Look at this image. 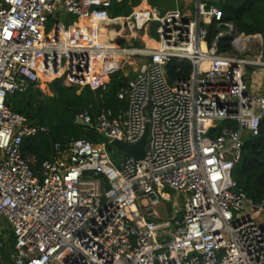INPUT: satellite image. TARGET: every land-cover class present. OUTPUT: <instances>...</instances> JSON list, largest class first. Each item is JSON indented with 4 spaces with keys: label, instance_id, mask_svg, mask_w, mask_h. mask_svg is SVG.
Returning <instances> with one entry per match:
<instances>
[{
    "label": "built area",
    "instance_id": "2783aa9c",
    "mask_svg": "<svg viewBox=\"0 0 264 264\" xmlns=\"http://www.w3.org/2000/svg\"><path fill=\"white\" fill-rule=\"evenodd\" d=\"M112 1L0 0V218L13 234L10 242L0 221V264H264V198L232 176L264 115V94L248 82V69H264V33L223 20V0L163 12L135 5L116 17ZM70 16L96 26L80 43L49 39L58 23H79L66 24ZM101 28L109 37L92 39ZM219 39L230 48L219 50ZM174 60L190 63L187 77H169ZM128 63L123 104L76 117L111 140L55 142L38 166L23 156V138L49 129L12 110L9 96L30 86L49 95L56 78L105 88ZM146 128L143 157L127 153L117 166L107 144H134ZM167 188L183 196L171 207Z\"/></svg>",
    "mask_w": 264,
    "mask_h": 264
},
{
    "label": "trees",
    "instance_id": "16d2710c",
    "mask_svg": "<svg viewBox=\"0 0 264 264\" xmlns=\"http://www.w3.org/2000/svg\"><path fill=\"white\" fill-rule=\"evenodd\" d=\"M139 1L113 0L109 14L112 17L126 15ZM149 3L163 9L157 0H149ZM219 6L224 11L223 20L235 24L240 32L264 33V0H223ZM68 22V24L72 23L69 20ZM78 22L76 24L79 25L78 31L60 25L58 36L54 40L65 42L68 35L75 36L77 32L83 31L86 25ZM54 23L55 19L51 20L48 30L53 28ZM207 29L208 42L211 43L218 29L215 23L208 24ZM98 35L101 39L109 37L104 29H100ZM73 42L75 43V40ZM217 44L218 49L222 51L230 48L228 39H219ZM189 71L190 63L187 61L174 60L167 65V73L171 79L185 78ZM126 79L120 71H117L108 75L105 88L91 89L84 86L80 89L59 82L56 90L52 87L51 95L39 96L35 88L30 86L23 93L9 96L7 105L12 110L23 115L26 121L44 124L49 129L48 134L37 133L23 138L21 144L23 156L35 158L38 166L42 160L52 157L55 142L65 144L78 138L98 142L93 137L98 135L93 132L94 129L79 124L76 117L84 111L95 116L102 107L115 109L121 106L123 102L118 99L117 92L125 85ZM232 176L237 181L238 187L248 196L254 200L264 198V115L260 121L258 134L245 138L241 157L233 168Z\"/></svg>",
    "mask_w": 264,
    "mask_h": 264
},
{
    "label": "rangeland",
    "instance_id": "374dc122",
    "mask_svg": "<svg viewBox=\"0 0 264 264\" xmlns=\"http://www.w3.org/2000/svg\"><path fill=\"white\" fill-rule=\"evenodd\" d=\"M147 2H149V0H147ZM157 2H158V4H160L162 7H163V9H160L161 10V12H163L164 10H167V9H174V8H176L177 6L175 5V0H157ZM152 6V5H151ZM159 9V8H158ZM71 18V19H70ZM70 18H69V21H71V22H78V21H80V20H78L77 19V17L76 16H70ZM66 20V19H65ZM69 22L67 21L66 22V24H68ZM85 24V23H84ZM61 26H63L62 24H60ZM87 27H88V32H87V34L86 35H90V27H92V25H94L93 23H90V24H85ZM157 24L156 23H153L152 24V28H153V30H154V28H155V26H156ZM78 26L79 25H76V26H72V27H70L72 30H74V31H78L79 29H78ZM96 25H94V27H95ZM105 26H110V25H108V23L105 25ZM101 29H104V28H101ZM105 30V29H104ZM53 32V31H52ZM52 32L50 33V35H49V39H52L53 38V35L54 34H52ZM109 34V33H108ZM86 35L84 36V37H86ZM76 37H79L77 34L75 35ZM83 37V38H84ZM82 38V39H83ZM96 38H99V35H98V37H97V35H93V37H92V39H96ZM153 38L154 39H157V35L155 34V33H153ZM81 39V40H82ZM53 40V39H52ZM81 42V41H80ZM132 67H135V66H131L129 63L128 64H125L124 65V67L122 68V70L120 69L119 71H120V74L121 75H123V76H125V75H127L128 74V69H130V68H132ZM255 70H256V67H253L252 69H248V71H249V78L252 80V82H254V84H256L257 82H256V72H255ZM46 86H47V88H48V90L49 91H51L52 92V85L51 84H46ZM79 92V91H78ZM49 95H51V94H49ZM222 126V124L221 125H219L218 127H221ZM233 126L234 127H236V125L233 123ZM94 133L96 132L98 135H94L93 137H95L96 138V140L98 141V142H103V143H107V140L104 138V137H102L97 131H96V129H94V131H93ZM107 150H108V152H109V155H110V157L112 158V160L115 162V164L118 166V164H119V159L120 158H122V157H125L126 155H127V153L125 152V151H123L122 149H120V148H118V147H116L113 143H109V144H107ZM166 191H168V193L170 194V196H171V202H169L168 203V206H172L173 204V202L175 201V199H181L182 200V198H183V196L182 195H180L179 193H177L176 191H174L173 189H169V188H167L166 189ZM158 209H159V211L160 212H163V210H162V207L161 206H159L158 207ZM0 221L4 224V225H6V227H7V229L5 230V232H6V234H7V239L8 240H10L11 242H13V234L11 233V229H10V226H9V224L7 223V221H6V219L5 218H0Z\"/></svg>",
    "mask_w": 264,
    "mask_h": 264
},
{
    "label": "water",
    "instance_id": "95a60500",
    "mask_svg": "<svg viewBox=\"0 0 264 264\" xmlns=\"http://www.w3.org/2000/svg\"><path fill=\"white\" fill-rule=\"evenodd\" d=\"M219 29L220 31L222 32H225L224 35H223V38H226L227 35H226V32L230 29V25L226 24V23H221L219 24ZM119 42H122V40H119ZM164 70L166 69L165 67L163 68ZM59 84V79L56 78L54 79V81H52L51 85L52 87L56 90L57 89V86ZM36 92L38 93L39 96L42 95L41 91L37 88L35 89ZM76 121L87 127V128H90V124L89 123H86L84 122L81 118H77ZM96 131L102 136L104 137L107 141L111 140V137L109 135H107L105 132L103 131H99L98 128H96ZM146 135H147V128L145 129V132L143 134V136L140 138L139 141H137L136 143L134 144H126L122 141H119V140H112V143L122 149L123 151H125L126 153L132 155L133 157H135L136 159H140L143 157V154H144V149H145V143H146Z\"/></svg>",
    "mask_w": 264,
    "mask_h": 264
},
{
    "label": "crops",
    "instance_id": "0c3cea01",
    "mask_svg": "<svg viewBox=\"0 0 264 264\" xmlns=\"http://www.w3.org/2000/svg\"><path fill=\"white\" fill-rule=\"evenodd\" d=\"M142 1L143 0H140L139 3L137 4L138 5V8L139 7H147L148 5H151L149 2H147V0H145V3L147 5L142 4L141 3ZM190 1L191 0H175V5L177 7L183 8V6L186 5V4H189ZM154 6H156V5H154ZM87 32H88V27L87 26H85V29L83 31L77 32L76 34L79 37L74 36L75 43H80L81 38L84 37L87 34ZM97 37H98V35H97ZM54 41H56V40H54ZM58 42H63V41H58ZM255 72H256V75L255 76H256V82L257 83L254 84V82H252V80L250 78H248L249 79L248 82L250 83L251 88L253 90H257L259 93L264 94V69H262V68H256Z\"/></svg>",
    "mask_w": 264,
    "mask_h": 264
},
{
    "label": "bare ground",
    "instance_id": "6f19581e",
    "mask_svg": "<svg viewBox=\"0 0 264 264\" xmlns=\"http://www.w3.org/2000/svg\"><path fill=\"white\" fill-rule=\"evenodd\" d=\"M141 3L144 4V5H147L145 3V0H143ZM60 24L61 23H58L57 26H56V29L52 32V34H54L52 39H56V37L58 36V32H59V29H60Z\"/></svg>",
    "mask_w": 264,
    "mask_h": 264
}]
</instances>
